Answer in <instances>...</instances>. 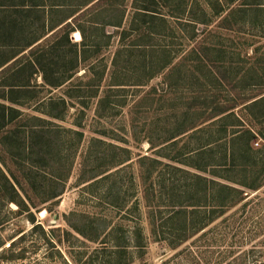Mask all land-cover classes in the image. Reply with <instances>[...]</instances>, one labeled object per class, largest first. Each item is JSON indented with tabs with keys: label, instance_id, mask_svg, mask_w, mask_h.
<instances>
[{
	"label": "rangeland",
	"instance_id": "obj_1",
	"mask_svg": "<svg viewBox=\"0 0 264 264\" xmlns=\"http://www.w3.org/2000/svg\"><path fill=\"white\" fill-rule=\"evenodd\" d=\"M181 1L158 0L156 6L170 21L172 9L175 12L183 9L177 6ZM186 1H193L194 5L190 13L182 15L183 22L179 25L183 32L154 21L150 26L160 33H133L123 40L121 29L109 26L107 29L114 32L110 44L91 58L97 63L94 80L80 77L85 71L82 68L60 87L51 89L44 85L38 89L37 97L55 95L73 101L66 118L56 120L62 129L57 131L60 134H55V146L43 148V155L53 158L47 171L56 175L67 172L68 154L73 164L64 192L58 198L41 203L42 189L33 195L37 203L32 207L35 222L28 211H19L15 202L7 204L0 198V215L5 219L0 224V264H121L126 261L128 264H264V184L251 192L253 202L246 209L237 205L208 225L207 235L201 236L203 232L200 231L177 247L170 245L172 187L187 183L193 173L208 174L193 166L198 162L206 163L195 151L206 142L209 132H212L214 145L221 137L216 131L217 125L196 129L207 127L216 119L212 117L217 108L231 107L235 103L238 113L247 119L241 103L264 94V0H248L252 3L247 4H244L246 0ZM206 1L211 3L216 14H209L208 26L197 25L200 35L194 39L185 38L193 33L186 19L206 18L201 7ZM254 1L262 3L257 5ZM123 3L126 7L124 25L128 27L134 12L133 0H123ZM170 3L174 4L171 8ZM171 21L178 24L174 19ZM71 38L73 42L83 39L78 29L71 33ZM54 40H50L46 47L48 53L44 55L49 74L53 75L51 79L65 75L64 70L71 66L74 55L70 45L60 50L51 46ZM194 48L196 51H192ZM161 49L176 53L179 57L175 62L185 55L187 65L179 66L172 75L169 65L149 78L153 68L163 63L165 54H169ZM116 56L114 66L112 62ZM200 57L210 59L208 65L212 66L216 77ZM104 65L107 70L100 92H105L109 83H121L116 86L120 88L114 97L126 104L111 108L99 118L96 99L90 95L100 81ZM52 68L59 72L52 73ZM38 82L43 83L40 76ZM79 95L90 101L85 108L83 128L76 125L77 108L82 107L75 103ZM200 104L215 110L201 114L204 108ZM181 123L191 127L177 137L180 138L177 150L193 151L188 164L171 160L170 148H167L172 133ZM64 127L83 129L81 141ZM94 138L103 139L104 143H94ZM261 143L263 140L257 139L255 146ZM164 146L163 154L158 152ZM15 151L26 157L21 148ZM142 155H148L149 159L141 163L139 157ZM153 158L160 162L154 163ZM7 159L10 162V158ZM34 159L43 161L39 156ZM93 171L103 172L105 178L88 187L90 181L84 177V172L88 176ZM144 176H147V184L153 181L150 191L157 195L153 204H160L162 208V217L155 219L164 224L165 238L152 230L150 207L143 193ZM42 182L43 179L39 180V185ZM198 188L203 190V184ZM193 192L183 201H199L203 192L200 195ZM72 225L81 227L91 236H97L94 227H98L100 238L91 240ZM138 226L143 228L146 237L143 255L135 246L134 232ZM112 227L115 231L103 239ZM119 241L128 245L122 260L112 255V244Z\"/></svg>",
	"mask_w": 264,
	"mask_h": 264
},
{
	"label": "trees",
	"instance_id": "obj_2",
	"mask_svg": "<svg viewBox=\"0 0 264 264\" xmlns=\"http://www.w3.org/2000/svg\"><path fill=\"white\" fill-rule=\"evenodd\" d=\"M157 2L158 0H133L134 12L129 26L126 27L124 25L126 7L123 0H0V198L7 204L15 202L19 211H28L33 222L36 221V215L32 207L37 206L33 195L36 196V193L42 189L44 193L40 195L41 203L58 198L64 192L73 164L68 154L67 172L56 175L47 171V166L52 164L53 158L50 155L49 157L43 155L44 147L55 146L57 142L55 134H60L57 131L62 129L56 120L66 118L73 101L55 95L37 97L38 89L44 85H48L51 89L60 87L74 78L82 68L85 71L79 76L94 80L97 77V63L91 58L98 56L101 49L110 44L114 32L107 29L109 26L121 29L120 35L123 40L133 33L134 35L144 32L155 34L158 32L157 29L150 26L154 21L162 22L167 28H178L183 32V27L179 25L183 22L182 15L193 10L194 2L188 3L183 0L177 4L183 9L178 12L172 9L170 21L164 13L159 11ZM254 2L257 5L262 3ZM247 3L252 2L246 0L244 4ZM204 4L201 7L206 18L186 19L185 23L193 27V33L190 36L183 35L185 38L194 39L200 35L199 32L197 33V25L208 26L209 14L212 12L216 14L209 1ZM171 5L174 4L170 3V8ZM173 19L178 24H173L171 21ZM76 29L81 32L83 38L81 42L72 41L71 33ZM53 38L55 40L51 46L60 50L63 46L70 45L74 53L71 66L64 70L65 75L56 79H51L50 76L53 75L49 74L47 64L44 62V55L48 53L46 47ZM134 44L140 46L138 45L140 43ZM161 50L169 54H165L163 63L153 68L149 78L154 77L169 65L172 68L171 75L179 66L187 65L185 55L182 60L175 62L179 57L176 53L168 49ZM192 51H196V48ZM119 53L120 49L118 55ZM117 56L112 62L114 66ZM200 60L207 63L205 66H209L208 57H200ZM106 68L107 65H104L103 73L99 77L100 81L95 84V89L90 95L96 99V111L99 118H103L111 108L126 104V101L114 97L115 91L120 88L116 86L121 83H109L105 92H100ZM53 71L59 72L56 68H52V73ZM209 71L216 77L212 66H209ZM39 76L43 80L41 84L38 82ZM78 98L75 103L82 107L77 108L79 114L76 125L83 128L85 108H88L90 101L84 96L79 95ZM241 104H244L243 110L247 113V119L238 113L236 103L231 107L221 106L220 109L216 107V110L214 107L200 104L204 108L201 109V114L215 110L216 115L212 118H217L208 123L207 127H199L196 130L217 125L216 131L221 137L217 139V145H214L212 132H209L206 142L195 151L197 155L204 157L206 163L198 162L193 166L208 174L193 173L190 181L172 187L170 245L173 247L183 244L200 231L203 232L201 236L207 235L206 227L229 209L240 204L242 209H246L253 202V198L250 197L251 192L264 184V94ZM30 109L36 113H31ZM178 126L172 133L167 148H170L171 160L188 164L187 160L192 157L193 151L177 150L180 142V138L177 137L191 127H188L186 123ZM63 129L75 133L80 141L84 136L83 129L65 127ZM257 139L263 140V143L255 146ZM93 141L104 143L103 139L99 138H94ZM16 148H21L26 157L16 153ZM165 148L164 146L158 152L162 153ZM35 156L41 157L43 161L34 159ZM7 157L10 158V162ZM139 158L141 163L149 159L148 155H142ZM153 161L160 162V159L153 158ZM179 170L185 171V169ZM102 174L104 173L93 171L87 176L84 172V177L89 178L87 181H90L88 187H93L98 180L105 178ZM146 177L144 176L146 187L143 193L150 207L152 230L156 235L165 238L163 237L164 224L155 219L162 217V208L160 204H153L157 195H154L155 191L151 193L153 181L147 184ZM41 179L43 182L39 185ZM202 184L203 190H199L198 187ZM193 191L198 195L203 192L201 199L183 201L189 193H194ZM4 220V217L0 215V224H3ZM38 225L40 223H36V226ZM72 226L91 240L96 241L100 238L101 230L98 227H94L97 230V236H91L81 227ZM114 231L115 228L112 227L103 239H107ZM134 238L135 246L143 255L147 244L142 227L138 226L134 232ZM112 247V255L122 260L128 245L119 241L113 242ZM121 264H128V261Z\"/></svg>",
	"mask_w": 264,
	"mask_h": 264
}]
</instances>
